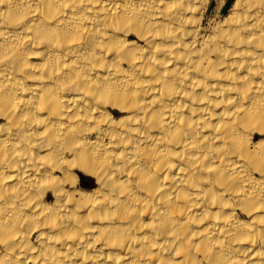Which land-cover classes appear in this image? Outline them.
<instances>
[{
	"label": "bare ground",
	"instance_id": "bare-ground-1",
	"mask_svg": "<svg viewBox=\"0 0 264 264\" xmlns=\"http://www.w3.org/2000/svg\"><path fill=\"white\" fill-rule=\"evenodd\" d=\"M208 5L0 0V264H264V0Z\"/></svg>",
	"mask_w": 264,
	"mask_h": 264
},
{
	"label": "rangeland",
	"instance_id": "rangeland-1",
	"mask_svg": "<svg viewBox=\"0 0 264 264\" xmlns=\"http://www.w3.org/2000/svg\"><path fill=\"white\" fill-rule=\"evenodd\" d=\"M232 1L233 0H209L208 11L212 12V10L215 7H221V11H222V14H223V13H225L228 10V8L230 7ZM80 180H81L80 183L84 187H86V188H92L93 187V183H94V179L93 178H91L89 176H86V175H81Z\"/></svg>",
	"mask_w": 264,
	"mask_h": 264
}]
</instances>
